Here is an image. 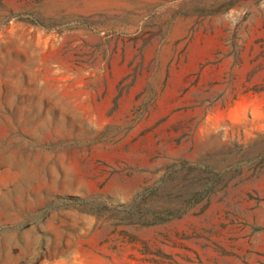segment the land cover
I'll list each match as a JSON object with an SVG mask.
<instances>
[{"label": "rangeland", "instance_id": "374dc122", "mask_svg": "<svg viewBox=\"0 0 264 264\" xmlns=\"http://www.w3.org/2000/svg\"><path fill=\"white\" fill-rule=\"evenodd\" d=\"M0 264H264V0H0Z\"/></svg>", "mask_w": 264, "mask_h": 264}]
</instances>
